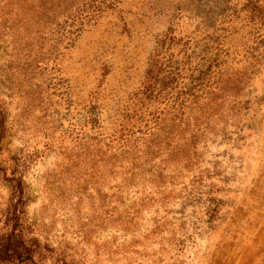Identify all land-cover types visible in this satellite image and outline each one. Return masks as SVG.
Instances as JSON below:
<instances>
[{"label": "rangeland", "instance_id": "rangeland-1", "mask_svg": "<svg viewBox=\"0 0 264 264\" xmlns=\"http://www.w3.org/2000/svg\"><path fill=\"white\" fill-rule=\"evenodd\" d=\"M44 1L0 0V234L16 170L40 245L23 264H264V0ZM152 61L178 90L237 88L165 208L136 213L106 144Z\"/></svg>", "mask_w": 264, "mask_h": 264}, {"label": "trees", "instance_id": "trees-1", "mask_svg": "<svg viewBox=\"0 0 264 264\" xmlns=\"http://www.w3.org/2000/svg\"><path fill=\"white\" fill-rule=\"evenodd\" d=\"M54 1H44L50 4L48 12L54 10ZM68 1L74 4L75 0ZM57 6L60 5L57 3ZM203 75L193 79L198 82L197 88L195 84L178 90L176 68L152 61L146 70L140 96L132 108H125L122 121L106 144L111 150V173L119 168L117 172L122 176L126 191L130 188L135 190L138 185L141 187L139 193L133 191L136 213L151 209L157 212L159 208H165L168 197L174 194L175 178L194 166L197 147L209 133L211 118L214 119L224 107L225 91L237 88L232 78L224 87L214 85L204 88ZM176 90L181 92L173 98ZM202 97L206 101L199 99ZM158 100L166 101V109L156 111L151 108V103ZM4 132L5 114L0 107V138ZM116 163L118 168H114ZM15 171L12 170L8 177L11 196L16 200L10 201L6 213L8 231L0 234V264L32 263L40 249L36 238L30 235V226L23 219L24 187L21 175L16 176ZM157 217V214L154 215V219ZM168 223L159 218L153 226L160 233L169 232L167 239L172 240L174 228L168 227ZM57 264L69 263L60 261Z\"/></svg>", "mask_w": 264, "mask_h": 264}]
</instances>
